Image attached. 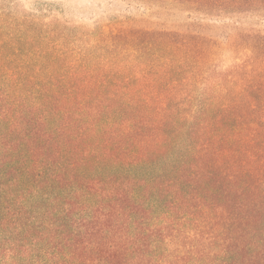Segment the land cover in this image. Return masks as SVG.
<instances>
[{"label": "trees", "instance_id": "trees-1", "mask_svg": "<svg viewBox=\"0 0 264 264\" xmlns=\"http://www.w3.org/2000/svg\"><path fill=\"white\" fill-rule=\"evenodd\" d=\"M144 1L0 18V264H264V0Z\"/></svg>", "mask_w": 264, "mask_h": 264}, {"label": "rangeland", "instance_id": "rangeland-1", "mask_svg": "<svg viewBox=\"0 0 264 264\" xmlns=\"http://www.w3.org/2000/svg\"><path fill=\"white\" fill-rule=\"evenodd\" d=\"M187 14L203 13H186L177 5H150L144 0H0V18L21 21L23 27L37 32L60 27L84 33L115 17L134 18L138 26L151 18L173 27L183 23Z\"/></svg>", "mask_w": 264, "mask_h": 264}]
</instances>
